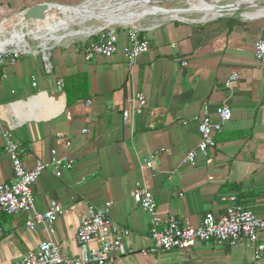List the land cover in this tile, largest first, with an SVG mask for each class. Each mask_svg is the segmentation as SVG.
Returning <instances> with one entry per match:
<instances>
[{"label":"crops","instance_id":"1","mask_svg":"<svg viewBox=\"0 0 264 264\" xmlns=\"http://www.w3.org/2000/svg\"><path fill=\"white\" fill-rule=\"evenodd\" d=\"M27 1L0 4L4 10ZM149 25H139L150 47L133 68L124 59L123 33L118 52L109 59L86 62L84 45L91 39L81 38L53 48L50 72L33 52L0 67L1 125L25 149L24 165H49L54 157L73 162L69 171L49 165L34 187L37 210H47L52 202L64 209L52 234L41 225L29 231L22 218L0 212V264H14L44 241L78 256L81 218L90 207L108 202L110 224L130 232L126 244L132 249L120 263L109 264H264V252L255 260V248L245 243L200 242L188 250L143 256L140 251L152 244L150 218L132 198L139 184L153 193L160 217L174 216L193 227L208 212L223 214L232 195L264 218V65L254 56L264 17ZM233 73L238 81L225 88ZM60 80L62 92L57 91ZM82 81L86 98L68 104L66 84ZM135 94L146 98L142 115L133 112ZM222 104L230 106L232 119L217 135L215 151L198 156L195 166L183 165L199 143L196 118L203 106L214 116ZM124 111L130 112L127 122ZM12 178V160L0 137V184ZM258 245L264 246V236Z\"/></svg>","mask_w":264,"mask_h":264},{"label":"built area","instance_id":"2","mask_svg":"<svg viewBox=\"0 0 264 264\" xmlns=\"http://www.w3.org/2000/svg\"><path fill=\"white\" fill-rule=\"evenodd\" d=\"M120 33L125 35L123 55L128 68H133L138 59L148 52L150 41L145 34V29L135 24L102 27L90 34L91 41L84 45V59L90 62L95 57L112 58L119 49ZM260 38L255 43L254 56L258 63L264 65V26L260 29ZM42 51L41 58L46 72H50V56ZM32 53L27 45H12L0 48V67L6 62L15 64L20 58ZM38 54V53H37ZM182 66L187 63L180 61ZM239 75L231 74L224 83L225 88L238 81ZM64 82L57 83V91L62 92ZM133 112L142 115L146 106L143 94H135L132 98ZM130 112H123V120L128 121ZM216 118V121L213 120ZM232 119V110L229 105L222 104L211 116L208 105H204L201 116L196 118L199 143L182 160L183 165L195 166L197 157H207L217 147V135L222 132L223 124ZM0 137L4 139L5 150L12 160L13 178L8 183L0 184V212L11 217H20L29 231H34L37 226L48 228L49 234L53 233L52 227L63 214L64 209L57 202H52L45 211H39L35 206L34 187L45 169L52 165L58 171L72 170L73 162L68 159L52 158L50 164L37 162L32 169H28L22 162L25 149L20 142L15 140L10 130L4 129L0 119ZM70 146V143H67ZM162 151L155 152L146 167L153 165L154 159ZM132 198L137 206L144 210L150 218V239L152 244L140 251L143 256L156 255L175 249L188 250L197 243H213L215 245L245 243L251 249L255 248L254 258L263 257L264 246L257 245L264 236V218L256 215L251 209L238 203L237 197L232 195L227 198V206L223 214L208 212L202 218L198 227H193L187 221H181L174 216L160 217L157 213V203L153 193L139 184L132 192ZM111 203L108 202L100 208L88 209L87 215L82 217L76 233V241L80 254L70 257L60 250L51 241L39 244L36 251L31 252L14 264H109L120 263L122 259L132 252L126 244L130 232L110 224ZM93 244V246H91Z\"/></svg>","mask_w":264,"mask_h":264},{"label":"bare ground","instance_id":"3","mask_svg":"<svg viewBox=\"0 0 264 264\" xmlns=\"http://www.w3.org/2000/svg\"><path fill=\"white\" fill-rule=\"evenodd\" d=\"M168 1L175 0H104L97 2L96 0H88L86 3L77 6L45 5L29 14L22 15L17 23L5 20L0 27V48L12 45L27 46L29 44H27L25 38L30 34L36 40H41L42 51L47 52L51 49L48 47L49 41L61 43L64 39L83 35L88 36L99 30L92 27L79 32L70 31V24L74 23V25L78 26L89 20H95L98 23L102 22L105 27H109L116 24L118 26L136 24L135 22L142 21V19L150 14L153 16L155 14L171 15L172 18L183 21L184 18H181L182 14L196 12L203 14L202 21H206L208 18L215 19L221 17L225 11L235 12L244 8H259V0H239L226 6L218 4L222 0H177L186 2L189 8L174 10L157 6L158 3ZM139 11L140 14L137 13ZM33 17L34 24L32 27L28 25L29 33H24L20 26L25 25L27 18ZM243 17L246 19L264 17V8L258 9L255 13L244 14ZM59 31H63L64 34L58 35ZM4 32H10L8 33L9 37L6 39L1 36Z\"/></svg>","mask_w":264,"mask_h":264},{"label":"rangeland","instance_id":"4","mask_svg":"<svg viewBox=\"0 0 264 264\" xmlns=\"http://www.w3.org/2000/svg\"><path fill=\"white\" fill-rule=\"evenodd\" d=\"M88 0H29L26 3H24L23 5H21L19 2H17L15 4V7H13L12 9H2V5L0 4V27L3 25V23L5 22V20H11L12 23H17L19 21V18L22 15L25 14H29L32 11H34L35 8H42L45 5H64V6H77V5H81L86 3ZM97 1H104V0H96ZM239 0H222L220 1L218 4L221 6H226V5H230L233 4L235 2H237ZM44 5V6H42ZM2 6V7H1ZM42 6V7H41ZM157 6L165 8V9H188L189 6L187 5L186 2L184 1H168V2H163V3H158ZM258 6L259 8H244V9H240L238 11L232 12V11H225L222 13L221 17L215 18V19H209L206 21H215V20H219L222 18H243L244 14H251V13H255L258 9L264 8V0H259L258 1ZM255 9V10H254ZM138 14H140V11L137 12ZM168 16V17H167ZM204 15L201 13H196V12H191V13H185L181 15V18L183 19V22H206V21H202L203 20ZM34 17L33 18H27V20L25 21V25L20 26L22 28V31L24 33H29V28L28 25H32L34 24ZM164 20H170V21H179L176 20L174 18L171 17V15H163V14H155L153 15H147L144 19H142V21L140 20L139 22H135V25H145L147 26L148 24H153L156 21H164ZM50 23V21H49ZM134 24V23H132ZM71 25V26H70ZM70 31H74V32H79L81 30L84 29H90V28H94V29H100L102 27H105L104 24L102 22H97V21H93V20H89L87 22H85L82 25H74L70 24ZM149 25V26H150ZM63 26V25H62ZM83 26V27H81ZM118 26L116 25H112V27ZM120 26V25H119ZM97 27V28H96ZM10 33V32H8ZM7 32L2 33V38L6 39L9 37V34ZM64 32L63 31H59L58 35H63ZM90 35L88 36H77V37H73V38H67L64 39V41L66 40H70L73 41L74 39H88ZM33 38V39H32ZM27 44H29L28 46L31 48V51L33 53H38L40 56L42 55V48H41V40H36L34 38L33 35L28 34V36H26L25 38ZM28 40V41H27ZM52 42V43H51ZM51 43V44H50ZM50 44V45H49ZM59 43H55L54 41H49L48 43V47L51 48L50 51L48 52V55H51V51L53 50L54 47L58 46Z\"/></svg>","mask_w":264,"mask_h":264},{"label":"trees","instance_id":"5","mask_svg":"<svg viewBox=\"0 0 264 264\" xmlns=\"http://www.w3.org/2000/svg\"><path fill=\"white\" fill-rule=\"evenodd\" d=\"M65 93L67 96V103L70 104L77 99L86 98V85L85 82L77 86L75 83H67L65 88Z\"/></svg>","mask_w":264,"mask_h":264}]
</instances>
